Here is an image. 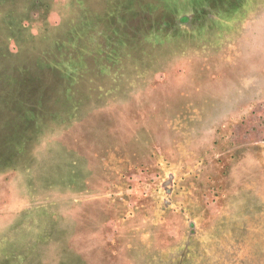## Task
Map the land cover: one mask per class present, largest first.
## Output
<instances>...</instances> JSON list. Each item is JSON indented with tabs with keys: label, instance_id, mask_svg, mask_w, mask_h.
<instances>
[{
	"label": "rangeland",
	"instance_id": "rangeland-1",
	"mask_svg": "<svg viewBox=\"0 0 264 264\" xmlns=\"http://www.w3.org/2000/svg\"><path fill=\"white\" fill-rule=\"evenodd\" d=\"M139 226L264 264V0H0V264H122Z\"/></svg>",
	"mask_w": 264,
	"mask_h": 264
},
{
	"label": "crops",
	"instance_id": "crops-1",
	"mask_svg": "<svg viewBox=\"0 0 264 264\" xmlns=\"http://www.w3.org/2000/svg\"><path fill=\"white\" fill-rule=\"evenodd\" d=\"M155 143L153 144V149H156ZM148 212L150 214H155V210H153V212H150V210H148ZM159 212H162V216L161 215L160 216L163 217V219H166L167 216H169L167 215L168 212L165 209L161 211V208H160L159 210H157V213ZM175 212L177 214L178 213L181 214V212H185L188 214L189 219L191 220L196 219L195 217L196 212L195 210H193L192 206L186 207L185 211L180 209V210H176ZM170 216L172 217V213L170 214ZM153 217L155 218L154 215H151V216H148L147 218L151 220ZM145 222H147V220L144 221V223ZM136 224L139 225L138 222ZM138 229L139 230L137 232L134 231V234H132L131 230H129L127 239H124L125 242L123 243L121 247L122 252H121V257H120L122 264H172L171 262L177 259L178 256L173 254L172 248H170L175 243H177V240H173L172 238H169L168 240L165 241V243H168V245L167 246L162 245V242L160 241L159 238L150 236L149 234L144 236V234H142L143 231H142L141 226H139ZM187 241L188 242L185 243L186 246L191 243H195L194 240H192V238L188 239ZM202 245L204 244L202 243ZM185 252H186V249H184V253ZM202 256H204V254ZM203 262L204 261H202V264ZM204 264H209V263L208 261H205Z\"/></svg>",
	"mask_w": 264,
	"mask_h": 264
},
{
	"label": "trees",
	"instance_id": "trees-1",
	"mask_svg": "<svg viewBox=\"0 0 264 264\" xmlns=\"http://www.w3.org/2000/svg\"><path fill=\"white\" fill-rule=\"evenodd\" d=\"M14 125H15V124L12 123V126H14ZM10 136L12 137V139H15V141H16L19 145H21V144L24 143L25 137L22 136V135L19 134V133H18V135H17V132L14 131V128L11 129V131H10Z\"/></svg>",
	"mask_w": 264,
	"mask_h": 264
}]
</instances>
